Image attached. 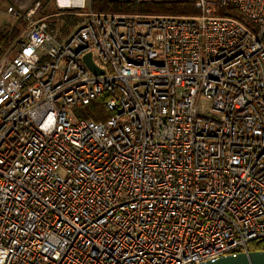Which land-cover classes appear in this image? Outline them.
<instances>
[{
    "label": "built area",
    "instance_id": "obj_1",
    "mask_svg": "<svg viewBox=\"0 0 264 264\" xmlns=\"http://www.w3.org/2000/svg\"><path fill=\"white\" fill-rule=\"evenodd\" d=\"M54 1L85 10L66 36L42 1L7 8L25 24L0 57V264L250 251L264 237V0H197L192 16ZM103 93L106 121L76 114Z\"/></svg>",
    "mask_w": 264,
    "mask_h": 264
},
{
    "label": "trees",
    "instance_id": "obj_2",
    "mask_svg": "<svg viewBox=\"0 0 264 264\" xmlns=\"http://www.w3.org/2000/svg\"><path fill=\"white\" fill-rule=\"evenodd\" d=\"M44 2L41 10V15L54 13V10L49 9L50 0H42ZM197 0H175V1H162L154 0L152 2L142 3H127V2H113L107 0H96L93 2V9L99 12H130V13H145V14H167L178 16H192L200 13V10L196 7ZM58 10V9H57ZM61 11V10H59ZM220 14H230L244 20L239 15L237 10L232 7H222L219 9ZM19 23H24L23 19L17 20ZM53 28V26H52ZM19 28L14 25L11 28L0 29V57L4 50L11 44V42L17 37ZM71 32L68 29L67 32L62 33L67 35ZM107 93H103L96 98L92 99L88 103L79 107L76 110V114L81 118H88L98 122L106 121L112 112L106 107ZM249 250H264V237L253 240L249 243Z\"/></svg>",
    "mask_w": 264,
    "mask_h": 264
},
{
    "label": "rangeland",
    "instance_id": "obj_3",
    "mask_svg": "<svg viewBox=\"0 0 264 264\" xmlns=\"http://www.w3.org/2000/svg\"><path fill=\"white\" fill-rule=\"evenodd\" d=\"M162 1H175V0H162ZM182 1V0H181ZM0 29L1 28H11L14 25H17L19 28L18 35L20 31L23 29L25 23H19L14 16L7 12V3H3L0 7ZM49 9L54 10V15H45V20L49 23V25L53 26V29L57 32L58 35L67 32L68 29L73 30L80 23L83 22L85 18V10L76 8V9H64L59 11L55 5L54 0L49 1ZM41 16V15H39ZM24 22V21H23ZM17 35V36H18ZM95 59H98L97 55L94 56ZM210 107L211 102L206 98H202L200 100L199 109L201 114L210 116ZM76 112V111H75Z\"/></svg>",
    "mask_w": 264,
    "mask_h": 264
},
{
    "label": "water",
    "instance_id": "obj_4",
    "mask_svg": "<svg viewBox=\"0 0 264 264\" xmlns=\"http://www.w3.org/2000/svg\"><path fill=\"white\" fill-rule=\"evenodd\" d=\"M85 62L88 67L96 73H103L92 60L91 53L85 55ZM199 264H264V250H255L248 252H238L224 255L214 261H205Z\"/></svg>",
    "mask_w": 264,
    "mask_h": 264
},
{
    "label": "crops",
    "instance_id": "obj_5",
    "mask_svg": "<svg viewBox=\"0 0 264 264\" xmlns=\"http://www.w3.org/2000/svg\"><path fill=\"white\" fill-rule=\"evenodd\" d=\"M36 1H42V0H0V7L2 6L3 3L6 2L7 8L9 6H14L15 8H17L19 10L25 11V10L31 8ZM43 4H44V2H43ZM16 20H18V19L16 18ZM61 36H66V35L61 34Z\"/></svg>",
    "mask_w": 264,
    "mask_h": 264
}]
</instances>
